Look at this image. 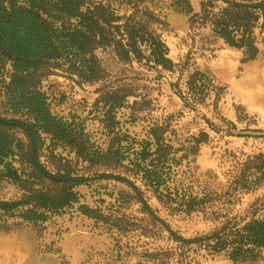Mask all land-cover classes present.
Wrapping results in <instances>:
<instances>
[{"label": "rangeland", "instance_id": "obj_1", "mask_svg": "<svg viewBox=\"0 0 264 264\" xmlns=\"http://www.w3.org/2000/svg\"><path fill=\"white\" fill-rule=\"evenodd\" d=\"M81 1L82 11L101 2L119 17L133 13L124 0ZM50 2L56 0H0V135L17 155L25 127L36 123L27 101L41 94L56 119L51 131L39 123L41 163L54 173L59 158L68 160L88 182L75 189L77 203L43 224L14 227L10 220L0 227V264H160L174 252L175 236L206 235L227 217L264 220V33L256 57L245 61L221 42L202 48L189 23L201 0L183 8L147 0L140 8L162 23L148 29L166 45L175 65L169 71L121 60L111 44L81 46L79 19L60 15ZM30 12L39 16L36 29ZM40 26L67 37L65 50L37 58L40 40L24 34L35 29L41 36ZM20 45L30 47V62L38 59L26 71L15 68ZM195 71L216 89L188 101ZM15 192L8 186L0 195L15 199ZM192 199L203 203L188 211ZM188 257L170 264H247L195 245Z\"/></svg>", "mask_w": 264, "mask_h": 264}, {"label": "trees", "instance_id": "obj_2", "mask_svg": "<svg viewBox=\"0 0 264 264\" xmlns=\"http://www.w3.org/2000/svg\"><path fill=\"white\" fill-rule=\"evenodd\" d=\"M145 1L125 0L133 13L119 17L109 5L101 2L82 11L84 5L81 0H62L68 5L74 4L72 10L64 12L70 18L79 19L83 47L111 44L121 60H146L171 71L175 65L167 57L166 45L159 35L148 29L149 24L162 23L147 8H140ZM173 3L178 7H188L187 0H173ZM121 21L123 23L119 24ZM189 23L193 33L199 32L196 34L201 37L202 48L210 49L221 42L228 48L241 51L245 61L253 60L258 53V35L264 33V0H201L199 13L193 14ZM142 47L148 50L149 59L143 55ZM85 70L93 74L91 66H85ZM186 84L188 101H197L199 96L205 97L214 88L211 79L198 71L188 76ZM34 102L36 125L25 127L27 141L16 145L17 155L11 151V142L0 138V191L13 187L15 196H18L6 199L0 195V227L43 224L48 215L61 214L77 203L79 193L75 189L88 182V179L78 176L70 161L59 158L54 173L41 163L40 151L44 143L37 128L41 123L51 131L55 118L51 117L38 93H34ZM201 203L192 199L187 206L188 211ZM10 220L13 222L9 225ZM174 241L177 243L174 252L164 254L160 264L187 260L192 245L206 251L208 256L223 254L234 263L256 264L264 259V220L245 222L241 217H227L219 228L206 235L194 239L175 236Z\"/></svg>", "mask_w": 264, "mask_h": 264}, {"label": "flooded vegetation", "instance_id": "obj_3", "mask_svg": "<svg viewBox=\"0 0 264 264\" xmlns=\"http://www.w3.org/2000/svg\"><path fill=\"white\" fill-rule=\"evenodd\" d=\"M31 1H33V0H31ZM41 4H42V1L44 2L45 0H38ZM125 1V0H124ZM63 3H65V2H62V0H56V2L55 3H52V2H50V4L52 5V4H54V8H56V9H58V13L60 14V15H62V16H64V17H68L67 15H66V13L64 12V11H70V10H72L73 8H74V4H70V5H68L67 3H65V5L63 4ZM189 7V6H188ZM53 8V7H52ZM44 11H45V13H49V11H47V10H45V9H43ZM43 11V12H44ZM33 12V11H32ZM32 12H30L29 14L27 13V17L30 19V22H32L33 23V26L35 27V29H36V27L38 28V22L40 21V19H39V16H36L34 13H32ZM13 14H10V15H8L9 17L7 18V20H11V24H13L12 22H13V18L11 17ZM10 24V25H11ZM80 28V27H79ZM33 30V31H29V32H32V33H30L29 35L28 34H24V37H30V39H33V38H36V39H39L40 40V46H38V48H37V50H39V51H41V56L40 57H37V58H40V59H43V53H46L49 57L50 56H53V54H52V52H54L57 48H61V49H63V50H65V44L67 43V42H65V39H67V37H65V38H63V36L61 37V32L59 31V30H53L52 31V33L51 34H49L48 33V30H45V31H42V30H44L43 29V26H40L39 27V29H40V31H42V37L40 36V35H38L37 34V31L36 30ZM25 32H27V30L25 29ZM59 32V34L58 35H56V33H58ZM79 34H81V29H79ZM53 33H54V35H53ZM51 37L55 42L54 43H50V42H48L47 44H46V38L45 37ZM71 36V35H70ZM62 38V39H61ZM71 38L69 37V39L68 40H70ZM80 40H82V42L81 43H83V38H82V34H81V36H80ZM45 45H44V44ZM81 43H80V45H81ZM22 45H20V46H17V55L19 56L18 57V60L16 61V64H17V66H19V67H16L15 66V68L18 70V71H26V69L27 68H30L31 66H34V64L36 63V61L38 60L37 58H35V60L33 59V60H31V62H30V60H29V58L31 57H27V52H28V50H29V48L30 47H26V49L23 51V50H20L19 51V49H20V47H21ZM81 46H83V45H81ZM31 52V51H30ZM52 58V57H51ZM25 65V66H24ZM34 93H36V92H33V93H31V95L29 96L30 97V99L27 101L28 103L26 104V105H28L29 106V108L32 110V112L34 111V105H35V102H34ZM39 94V93H38ZM40 95V98L45 102V107H46V109L48 110V112L50 113V111H49V108H48V105H47V103H46V100H45V98L41 95V94H39ZM24 102H26V101H24ZM33 115H34V117H35V114L34 113H32ZM51 115V114H50ZM51 117H53V116H51ZM55 118V117H54ZM35 120H36V117H35ZM56 120V119H55ZM0 124H1V121H0ZM35 125H36V123H35ZM39 127L41 126V125H38ZM37 128V129H41V128ZM54 130H56V129H54ZM38 133H39V131H38ZM1 134V133H0ZM56 134V133H55ZM26 135V134H25ZM56 135H59L58 133L56 134ZM39 136H40V134H39ZM0 138H5L3 135H0ZM42 139V138H41ZM58 139V138H57ZM26 141H27V136H26ZM42 141H43V139H42ZM18 143H24V142H22V141H17ZM17 143V144H18ZM26 143V142H25ZM43 143H44V141H43ZM12 144V143H11ZM16 144V145H17ZM44 148V147H43ZM17 150V149H16ZM16 153H17V151H16ZM68 161V160H67Z\"/></svg>", "mask_w": 264, "mask_h": 264}, {"label": "crops", "instance_id": "obj_4", "mask_svg": "<svg viewBox=\"0 0 264 264\" xmlns=\"http://www.w3.org/2000/svg\"><path fill=\"white\" fill-rule=\"evenodd\" d=\"M229 49H231V48H229ZM233 50H235V49H233Z\"/></svg>", "mask_w": 264, "mask_h": 264}]
</instances>
